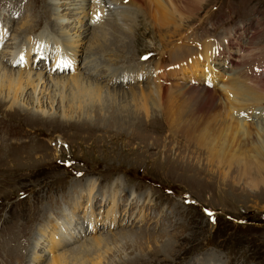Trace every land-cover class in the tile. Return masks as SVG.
Instances as JSON below:
<instances>
[{"label": "rangeland", "instance_id": "obj_1", "mask_svg": "<svg viewBox=\"0 0 264 264\" xmlns=\"http://www.w3.org/2000/svg\"><path fill=\"white\" fill-rule=\"evenodd\" d=\"M179 1L182 6L186 4L185 0ZM235 1L203 0L200 3L201 6L195 3L194 8L190 7L195 9L193 11L195 20L182 22L181 29L177 32L180 35L177 36L175 33L174 38L165 40L161 38V35L167 32L166 29H164V33V30L161 29L163 30L161 31L156 24L157 29L153 31L152 23L149 24L152 21L151 18L147 19V22L139 19L131 36L129 35L126 41L124 40L125 50L122 49L120 54L116 52L117 57L113 58L110 55V50L114 51V48H119L120 43L118 44L112 39V31H106L101 38L108 39L111 45L101 56L95 55L96 65H98V69L100 68L99 70H103L104 66H107L104 69H114V66L122 62L119 55L123 58L127 55L129 57L134 55L133 58H135V55L142 52H150L149 61L151 62L156 55L158 58L161 51L157 54L158 49L165 45H171L174 39L194 37L195 40L198 39V44L202 45L209 42V39L202 41L207 36L228 37L229 32L236 25L223 22L230 19L228 10L229 7H231L230 10H235V7L230 6ZM52 2L55 0H39V7H41V3L43 7L41 13L45 19L44 29L48 26L49 30H47L50 32L54 31L50 26L54 19L53 12L50 10ZM228 3L230 4L226 11L224 5ZM27 6H30V1L27 2ZM249 6L255 8L259 15H243L238 9L236 14L239 16H235L236 22L257 20L260 24H264V0L252 1ZM67 16L73 17L72 14ZM174 19H177L176 14ZM21 21L22 19L16 21L17 25L13 24L14 28L19 26ZM70 22L77 23L68 20L66 26ZM232 23L235 22L232 20ZM112 24L118 26L115 23ZM166 28L172 29V26L169 25ZM254 28L252 25L248 27L247 31H251V35L254 33L249 41L252 42V45H259L262 42L256 36ZM75 29L76 27L72 28V30ZM207 29L214 30L216 33L207 35ZM20 31L25 32L24 29H20ZM170 32L171 30L166 35L171 36ZM13 33L14 31L10 32L9 37ZM241 35L245 36V32ZM246 38L245 36L242 42H247ZM28 39V37H24L22 41L28 43ZM180 43H183L180 49L171 45L172 55L176 59L184 54H189V52L199 50V47H194V40H190V43L181 40ZM86 46L87 44H84L81 48L83 53ZM228 47H232V45ZM162 51L164 50L162 49ZM231 51H235V49ZM223 55L224 53L217 55L215 64H219ZM156 61L153 65L156 64ZM229 61L231 62L230 66L235 63ZM220 62L224 63V61ZM222 68L223 66L220 67V70ZM221 71L223 74L217 73L222 79L218 80L214 86L208 85L210 88L219 89L222 82L234 74V72L225 73L224 69ZM245 72L252 79L251 71ZM260 79L264 78H258L259 87L264 89V84H261ZM253 82L255 83V81ZM121 89L129 91L128 88ZM134 89L136 91L138 89L137 92H139L138 87ZM169 90V87L166 86L161 92V94L164 93L162 95L160 93L148 94V92L145 94L144 91L141 93L147 98L150 95L149 99L152 98L157 104L161 101L159 104L164 105L163 107L166 108L164 110L168 114L171 112L170 110H174L172 112L175 113L177 109L179 113L181 107V110L184 111L185 105L181 103V97L175 94L176 92ZM66 95L69 96H64L67 98H64L65 102L62 101L64 108H66V103H69L68 99L71 98L68 92ZM111 99L120 100L117 96ZM43 102L45 107L47 101ZM57 103L58 99L55 98L52 107L58 111L60 104ZM124 106L125 104L113 103L108 100L104 103L101 112L93 109L89 116L80 117L75 114L71 119L63 120L57 115L40 119L32 110L10 109L7 104L0 103L2 130L0 131L5 133L6 137L0 139V254L12 253L10 247L15 248L20 242L27 243L28 240H33L31 250L34 249V252L32 251V254L43 255V257H39L40 259L44 258L41 264L52 261L58 255V251L64 248L58 247L56 251L50 253V240L47 235L50 236L53 230H57L58 234L63 236L62 231L58 230L59 224L63 222V214L59 213L58 207L54 210L53 207L51 208V200L56 197L59 199L60 194L68 191L71 205L67 209L65 208L63 213L72 210L74 200L80 201L81 209L85 203L84 200L87 199V195L81 192L84 189V184L88 180L95 183V178L98 183L96 188L101 191L109 193L110 187L117 181L116 187L120 192H124L127 196V191L130 195L135 196L134 200L137 201L135 206L139 204V200L147 204V207L143 208L148 215L146 223L125 224L119 227L115 226L109 232L101 231L100 233L98 231L95 233V236L108 233L110 239L106 245L111 248L108 255L104 257V264H264V165L251 164V166H247L251 168L246 170L247 167L243 164L231 163L229 167L221 163L218 170L208 168L205 156L194 151L188 153L185 148L186 139L170 131L164 111L159 112L158 108L156 112L151 111L150 115L145 117L144 114L135 115L130 110L126 111ZM55 138L58 139L59 146L54 148L51 142ZM61 144L64 146L61 147ZM61 160L67 161L70 168L74 166L86 170L89 176L73 180L62 168L55 166L57 164L55 161ZM144 182L156 183L161 188L149 187L150 185ZM162 191H170L175 196L169 197V194L162 193ZM99 194L94 195V198L102 200L103 192ZM17 195L22 199L17 198ZM130 195H128V199H130ZM144 196H146L145 200H143ZM179 197L189 200L192 205L185 206L181 203L183 199ZM48 203L50 208L46 214V210L43 208H47ZM50 209L53 210V214L57 213V216H52L53 214L49 213ZM202 209L216 213L214 223H209L204 218ZM39 219L37 231L36 224L32 226L33 228H28ZM231 219H242L248 226H238ZM253 223L256 225L251 226ZM133 226H139V230L134 229ZM71 229L72 232L67 230L65 233L67 232L66 234L70 237L79 238L78 234L81 229L76 227ZM33 230L34 234L42 235L40 241L38 235L33 236ZM127 233L133 238L128 239L127 242H121L119 237L129 235ZM45 238L46 241L43 242ZM81 239L83 238H79L80 242L78 239L74 240V243H81ZM74 243L69 244L68 247ZM35 245L37 246L34 247ZM23 249L26 253V261L21 258L20 261L23 264H30L31 251H27L25 247ZM95 251L90 252L94 253ZM4 260L3 254L2 257L0 255V261Z\"/></svg>", "mask_w": 264, "mask_h": 264}, {"label": "bare ground", "instance_id": "obj_2", "mask_svg": "<svg viewBox=\"0 0 264 264\" xmlns=\"http://www.w3.org/2000/svg\"><path fill=\"white\" fill-rule=\"evenodd\" d=\"M111 1L118 3V8L112 11L107 10V13L110 14L94 26L87 23L88 10L93 6L90 0H60V2L55 0V2L50 4V10L53 12L54 17L50 26L57 35L51 34L46 25L47 27L44 30L50 35V39L45 41L54 43L56 52L58 53L61 50L62 56L67 59H71L70 54L74 58L81 54L86 56L87 63L85 67L71 70L68 74L58 73L57 71L46 74L44 72L45 68L41 66L42 60L37 63L31 62V58L29 59L31 54H40L38 51L40 43H33L28 47L21 48L26 59H28L23 70L8 66L6 60L11 54L10 49L9 51L6 50L8 45L18 35H21L22 31L20 29H24V31L27 29L33 30V27H30L31 20L29 18L22 19L20 25L15 28L13 24L17 25L16 21L18 20H11V26L13 27L12 29L10 27L5 32L4 42L0 47V103L7 104L10 109L32 110L40 119L57 115L63 120L71 119L75 114L80 117L89 116L90 111L93 109L101 112L104 108V103L108 100L113 101V103L125 104L126 111L130 110L135 115L144 114L145 117H148L151 111L156 112L159 108V112L164 111V114H166V122H168L170 131L186 139L185 148H187V152L192 153L194 151L205 156L208 168L218 170L221 163L229 167L231 163L243 164L246 167L251 166V164H256V166L264 165V89L259 87L258 81L254 83L250 79L249 74L245 72L247 71L246 69H237L230 78L227 80L223 79L224 81L219 89L208 86H214L218 80L222 79L217 72L222 73L223 71L221 70L223 68L220 70L217 66V70L214 65H216L217 55L225 52L226 45L231 46L230 41L223 43L221 48L215 47L211 42L202 45L193 43L194 47H199L197 52H189V54H184L172 61H167L164 58L165 52L161 50L155 65H148L142 69L137 67L132 71L131 69L122 68L119 72H113L110 68L104 69L107 66H104L103 70H99L100 68L98 69V65H96L95 55L101 56L111 45L108 39L103 40L101 38L106 31H112V39L117 41L118 44L120 43L119 48H114V51L110 50L111 57H117L116 52L120 54L122 49L125 50L123 44L126 38L133 33V29L136 28L139 19L147 22V19L151 18L152 21L149 24L152 23L153 31L157 29L156 24H158L160 30L166 29L167 32L171 30V36H167V32L165 33L164 30L165 34H162L161 38L164 40L174 38V34L181 29L182 22L195 20L193 18L195 9L193 10L190 7L194 8L195 3L201 6L200 3L203 0H185L186 4L183 6L179 0H128L125 4H121L122 0ZM66 14H72L73 17H68ZM175 14L177 16L176 20L174 19ZM236 16L239 15L236 14ZM68 20L76 21L77 23L72 24L70 22L66 26ZM178 22L179 24H177ZM112 23L117 24L119 27ZM169 25L172 26V29L166 28ZM71 27H76V29L72 30ZM245 28H241L242 34ZM13 31L14 33L9 37V33ZM178 34L177 36L180 35ZM35 38L38 39L37 36ZM21 42L22 44L19 42L21 45L18 48L27 44L26 42ZM84 44H87V46L86 48L84 47L85 51L83 53L81 48ZM182 44L179 43L174 46L180 49ZM118 57L121 58L122 62L129 61L127 60L128 55L124 58L120 55ZM224 62L227 65L231 64L229 60ZM12 64L14 63L12 62ZM260 82L264 84V79H260ZM166 86L169 87V91L172 90L181 97L180 101L185 105L184 111L181 110V107L179 113L177 109L175 113H173L174 110H170L171 112L168 114L165 111L166 108L163 107L164 105L159 104L161 101L157 104L152 98L149 99L150 95L147 98L145 97L146 95L143 96L144 94L142 95L141 93L144 91L146 92L145 94L148 92V94L160 93L162 95L164 93L161 94V92ZM135 87L139 88V92H137L138 89L137 91L134 89ZM120 88H128L129 91L126 92L122 89L120 90ZM66 92L71 95V98H69L70 100L68 99L69 103H66V108H64L62 101L65 102V99H67L65 97L69 96L66 95ZM114 96H117L120 100L111 99ZM55 98L58 99L60 104L58 105V111L52 107ZM43 101H47L45 107ZM178 104L181 105L180 103ZM248 168L251 167H247L246 170ZM117 184V181L112 184L108 197H105L104 194L106 192L104 190L101 191L98 188L92 194L95 183L89 180L86 181L81 192L87 195L86 201H90V197L94 199V195H100V192H103V199H118L117 195H121L124 192L118 190ZM132 195L129 196L130 200L135 199V196ZM145 199L146 196L143 197V200ZM140 202L141 200H139ZM111 203L106 229L113 228L115 220L118 218L114 214L113 201ZM144 203L142 202L141 205H144ZM80 206V201L74 200L72 210L65 214L68 217H62L63 222L61 224L57 221L60 226L58 230L62 231L63 236L59 235L57 230H53L50 236L49 234L47 235L48 240H50V253H52L51 251H56L58 247L64 249L60 250L61 252L58 251V255L46 264H88L89 262L90 264H104V257L108 255V251L111 248L106 245L110 241L108 233L95 236L98 230L95 232L85 230L77 215ZM65 208H62L59 213L61 214L62 212L63 214ZM43 209L48 214L47 210H49V207ZM63 224L64 226H62ZM74 227L81 229L78 237L83 239H81L82 241L79 244L74 243L76 239L80 242L79 238L70 237L66 234L67 232L65 233L67 230L72 232L71 228ZM32 233L33 236L36 235L34 230ZM38 237L40 241L42 235L40 234ZM119 238H121V242H127L128 239L130 240L133 237L129 234L121 235ZM45 241L46 238L43 242ZM73 243L74 245L68 247L69 244ZM93 249L96 251L94 253L90 252L94 251ZM30 251L32 254L34 249H30ZM31 254L30 264L43 263L44 258H39L43 257V255L35 256L36 253H33L31 256Z\"/></svg>", "mask_w": 264, "mask_h": 264}]
</instances>
